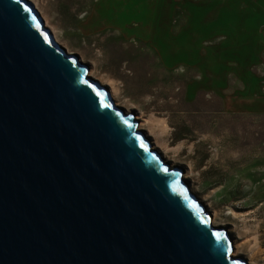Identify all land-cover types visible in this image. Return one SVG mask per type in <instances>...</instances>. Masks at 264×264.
Masks as SVG:
<instances>
[{
	"label": "water",
	"instance_id": "95a60500",
	"mask_svg": "<svg viewBox=\"0 0 264 264\" xmlns=\"http://www.w3.org/2000/svg\"><path fill=\"white\" fill-rule=\"evenodd\" d=\"M89 67L0 0V264H248Z\"/></svg>",
	"mask_w": 264,
	"mask_h": 264
},
{
	"label": "rangeland",
	"instance_id": "374dc122",
	"mask_svg": "<svg viewBox=\"0 0 264 264\" xmlns=\"http://www.w3.org/2000/svg\"><path fill=\"white\" fill-rule=\"evenodd\" d=\"M34 1L264 264V0Z\"/></svg>",
	"mask_w": 264,
	"mask_h": 264
},
{
	"label": "bare ground",
	"instance_id": "6f19581e",
	"mask_svg": "<svg viewBox=\"0 0 264 264\" xmlns=\"http://www.w3.org/2000/svg\"><path fill=\"white\" fill-rule=\"evenodd\" d=\"M34 2V5L35 8L38 10L39 14L42 16V18L44 19V24L46 27H49L50 29H52V32H53V35H54V38L56 39L57 42H59L62 46H64L65 48L68 49V52H73L70 50L69 46L66 45L60 38L59 36L56 34V31L54 30V28L52 27V24L50 23V21L48 20L47 16L42 12V10L40 9V7L38 6V4L34 1V0H31ZM79 59L80 61L82 62H85V57L83 55H79ZM86 63V62H85ZM88 75L92 76L93 78H95L96 80H98L102 85H105L108 87V90L110 91V94L115 102V104L117 106H120V107H123L125 109L126 112L128 113H131L133 114L138 120H139V123H138V128L140 130H145V134L146 136L150 139V143H151V146L153 149H156L160 152V154L162 155V157L168 161L170 164H172L173 166H178L179 162H181L179 160L178 157H172L170 155H168V153L163 149V146L161 145V143L156 139V137L154 136V133L152 132V130L150 128H147L146 127V123H145V120L139 116L138 114H134L131 110V108L127 105H122L119 100L116 98L115 96V89H114V86L111 85L108 81H106L105 79L103 78H100L98 75H96L94 69L92 67H89V70H88ZM180 171H182L183 173V178L188 180L189 178V170L187 171H184L182 169H180ZM190 186V185H189ZM191 189V188H190ZM191 191L194 193V191L191 189ZM206 208V207H205ZM208 210V209H207ZM211 222L213 225L217 226L215 224V218L214 216L211 214ZM222 225V223L219 224V226ZM226 232L229 234L230 236V240L232 241V245H233V250H232V255L234 256H242L245 254V251L244 249H242V247L235 243L234 239L232 238V235H231V230H226Z\"/></svg>",
	"mask_w": 264,
	"mask_h": 264
}]
</instances>
